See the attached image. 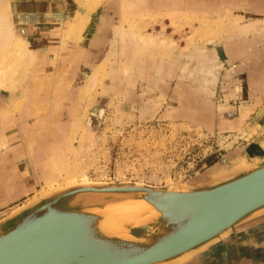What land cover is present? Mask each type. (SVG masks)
<instances>
[{
	"label": "rangeland",
	"instance_id": "1",
	"mask_svg": "<svg viewBox=\"0 0 264 264\" xmlns=\"http://www.w3.org/2000/svg\"><path fill=\"white\" fill-rule=\"evenodd\" d=\"M122 1L101 0L85 24L81 0H32L38 18L27 23L17 21L18 0H0V23L21 41L0 47V63L3 51H25L13 65L15 90L0 88V138L10 143L0 144V189L11 164L18 184L24 173L39 183L14 192L0 221L56 185H190L264 158L246 155L252 131H264V0ZM122 31L134 35L128 52ZM46 130L52 143L32 150L28 137ZM49 172L57 179L44 185ZM209 250L251 251L264 264V216Z\"/></svg>",
	"mask_w": 264,
	"mask_h": 264
},
{
	"label": "water",
	"instance_id": "2",
	"mask_svg": "<svg viewBox=\"0 0 264 264\" xmlns=\"http://www.w3.org/2000/svg\"><path fill=\"white\" fill-rule=\"evenodd\" d=\"M135 184H75L27 203L0 221V264H183L264 216V158L195 184ZM141 200L156 214L134 215Z\"/></svg>",
	"mask_w": 264,
	"mask_h": 264
},
{
	"label": "bare ground",
	"instance_id": "3",
	"mask_svg": "<svg viewBox=\"0 0 264 264\" xmlns=\"http://www.w3.org/2000/svg\"><path fill=\"white\" fill-rule=\"evenodd\" d=\"M20 3H19V6H18V12H23L24 14L21 15L20 17H18V20L17 21H25L27 23L28 20H31L32 18H38L36 16V12L34 10H32L31 8V3H32V0H18ZM83 2H85L86 4V7H87V13L85 15H80L81 17L84 18L85 20V24L89 21V19L91 18V14L95 11V8L96 6L98 5V3L101 1V0H81ZM120 0H108L109 2V6L112 7V8H117L119 7L120 5ZM127 2V1H126ZM133 1L130 0L128 1L127 3L128 4H131ZM135 2V1H134ZM122 5H125V0H123L122 2ZM139 2H137L138 4ZM25 4L28 5V7H25ZM26 15V17H25ZM1 17V16H0ZM3 19V18H2ZM8 25L7 24H3V23H0V47L1 48H5V49H9L10 47V44L13 40L12 37H11V33H10V30H9V26L7 27ZM72 26V25H70ZM72 28V27H71ZM23 31H25V29L22 28ZM29 30V29H28ZM71 30V29H70ZM69 32V30H68ZM70 33V32H69ZM134 35L130 34V33H127V32H124L122 31L121 32V42H122V49L123 51L124 50H128V45L130 44L131 40L134 38L133 37ZM20 39V38H19ZM16 42H19L21 43L20 40H15ZM143 41V39L141 40ZM145 41V40H144ZM143 41V42H144ZM2 49V50H3ZM6 51V50H5ZM8 52V51H7ZM7 52H4L3 51V55L4 57H6L5 60H3L1 63H0V88L2 89H5V90H15V88L17 87V84H18V80H19V74L15 75L16 74V71L18 69H16L13 65L15 64V62L18 60V58L21 57V55H23V53H25V51L22 53H19V54H16V53H11V54H8ZM128 52V51H127ZM27 55V53H26ZM125 55V53H124ZM127 56V55H126ZM1 57V55H0ZM128 57V56H127ZM31 58V57H30ZM30 58L28 60V62L30 61ZM125 58V57H124ZM128 59V58H127ZM127 62V61H125ZM126 64V63H125ZM27 64H24V66L21 69V72H23L25 70V67H26ZM21 67V66H20ZM104 69V68H103ZM124 69H126L124 67ZM95 72L91 78V81H90V87H92L94 84L97 83V81H99V77L100 75L102 74V66L100 65H97L96 68L94 69ZM125 71V70H124ZM262 86V85H261ZM260 86V87H261ZM91 89V88H90ZM119 93V92H118ZM28 103V102H27ZM202 105V104H201ZM23 106V105H22ZM27 106V105H25ZM24 106V108H25ZM204 107V106H203ZM18 108V102H15L9 109H8V112H11L12 110L14 109H17ZM27 109V108H26ZM200 109V108H199ZM202 110V108H201ZM204 110V108H203ZM26 113V112H25ZM1 119V118H0ZM56 128V127H55ZM45 129V128H44ZM4 130V128H3ZM34 131V130H33ZM48 132L47 130L43 132V134L40 136V135H32L30 137H28V143H29V146L31 147L32 150H35V149H39V148H43V147H46L48 145H50L52 143V140L50 139V135H47ZM16 135V134H15ZM9 139V138H8ZM8 143L7 141V138L5 137V135H2L1 138H0V144L1 145H6ZM10 144V143H8ZM12 144V143H11ZM259 148L258 147H255V150H254V153L255 154H258L259 153ZM20 157V156H19ZM259 159V158H258ZM255 160V159H253ZM261 160V159H260ZM259 161V160H258ZM1 162V161H0ZM256 162V160L254 161ZM2 163V162H1ZM0 163V164H1ZM252 163V162H251ZM250 163H247V162H243L242 164L240 163L239 165H248ZM237 165V166H239ZM9 169V168H8ZM10 170H11V175H9V179L7 177V182L5 183V185H7V187H16L17 185H21L24 186L25 184L23 183L25 180H27V176L26 173H22L23 175H20L19 177V181H20V184L17 183V174H15V170H16V167L14 164H11L10 166ZM2 171V170H1ZM226 171V170H225ZM219 172H222L221 171H218V172H215V173H219ZM224 172V170H223ZM9 174V173H8ZM53 173L49 172V174L46 176L47 177V180L45 179L44 180V185H50L51 183H53L54 181H56V177L52 175ZM68 176V175H67ZM69 178V177H68ZM90 181H87V180H81V182H75V183H72V184H67V185H64V186H59L57 187L56 185V188H51V190H48V191H45L43 192L39 197H35V198H32L30 201L28 202H25L23 203L21 206H18L17 208H14V210L10 212L9 215H11L12 213H15L18 209L24 207L25 205H27V203H31L33 201H37L38 199H41L43 197H46L47 195H49L50 193H53L55 192L56 190H61V189H64L66 187H69L71 185H75V184H80L81 186H84V187H90L92 185H90ZM28 184V183H27ZM26 184V185H27ZM141 184L142 183H136L135 185L136 186H139L141 187ZM52 185V184H51ZM143 185H146V184H143ZM54 186V185H53ZM147 186H150V185H147ZM127 187H130V186H127ZM2 191V190H1ZM139 205V206H137ZM128 208V207H127ZM132 208V211L134 212V215H138L139 213H141L142 211H149L151 213H155L156 214V211L153 207L152 204H150L148 201L144 200V201H137V203L133 204L131 206ZM8 215V216H9ZM135 217V216H133ZM133 217H131L130 219H132ZM136 219H134V221H132L131 223L133 222H136L135 221ZM136 223H139V225L143 226V225H146V220L145 219H139ZM225 236V235H224ZM193 259V258H192ZM186 263V262H185ZM160 264V263H159ZM184 264V263H183Z\"/></svg>",
	"mask_w": 264,
	"mask_h": 264
},
{
	"label": "crops",
	"instance_id": "4",
	"mask_svg": "<svg viewBox=\"0 0 264 264\" xmlns=\"http://www.w3.org/2000/svg\"><path fill=\"white\" fill-rule=\"evenodd\" d=\"M261 56H264V52L261 53L260 57ZM259 80H261V79H259ZM262 86H263V84H262ZM242 114H244V113H242ZM243 116L244 115H242L241 117H243ZM240 122H242V121L240 120ZM236 124L237 125H235V123H231V126L234 127V128L235 127L238 128L240 123L239 124L236 123ZM252 132H253L252 135H255L254 137H256V144L254 145V147L248 149V151H247L248 154H246V155H248V156L251 155L252 157H256V158H257V156L261 157L264 154V131H263V133H260L259 131H256V133H254V131H252ZM257 146L259 148L258 149L259 150V153H261V154H259V153L258 154H255L254 153L255 147H257ZM1 166H4L3 163H1ZM27 180H28V184L27 185H24L22 187H21V185H20V187H18V186H16V187H7V185L4 184V186L2 187V191L0 189V207H3L6 204V202L8 203L11 200H13V198H14L13 197V193L16 192L17 190H20L21 188H28L31 184L38 183L36 181L37 179H34V178H28ZM211 246H209L206 250L198 253L195 256V258H197L199 260L200 259V256H202L204 253L208 252V250H209V248Z\"/></svg>",
	"mask_w": 264,
	"mask_h": 264
},
{
	"label": "flooded vegetation",
	"instance_id": "5",
	"mask_svg": "<svg viewBox=\"0 0 264 264\" xmlns=\"http://www.w3.org/2000/svg\"><path fill=\"white\" fill-rule=\"evenodd\" d=\"M251 251H238L232 252L231 254H225L224 252L216 253L214 250H209L208 252L204 253L200 257L197 262H193L192 264H247L245 260H249L248 264H259L256 260L258 259L254 257Z\"/></svg>",
	"mask_w": 264,
	"mask_h": 264
}]
</instances>
